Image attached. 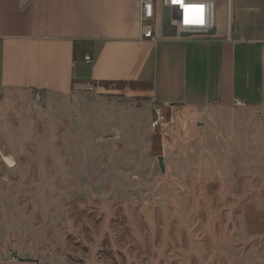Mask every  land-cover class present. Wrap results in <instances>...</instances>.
I'll use <instances>...</instances> for the list:
<instances>
[{
  "label": "rangeland",
  "instance_id": "374dc122",
  "mask_svg": "<svg viewBox=\"0 0 264 264\" xmlns=\"http://www.w3.org/2000/svg\"><path fill=\"white\" fill-rule=\"evenodd\" d=\"M229 14L216 0L218 28ZM91 83L0 92V261L264 264V110Z\"/></svg>",
  "mask_w": 264,
  "mask_h": 264
},
{
  "label": "crops",
  "instance_id": "0c3cea01",
  "mask_svg": "<svg viewBox=\"0 0 264 264\" xmlns=\"http://www.w3.org/2000/svg\"><path fill=\"white\" fill-rule=\"evenodd\" d=\"M215 29L164 37L160 28L151 41L140 0H0V92L145 81L152 86L141 93L167 106L264 110V0H230L228 26Z\"/></svg>",
  "mask_w": 264,
  "mask_h": 264
},
{
  "label": "built area",
  "instance_id": "2783aa9c",
  "mask_svg": "<svg viewBox=\"0 0 264 264\" xmlns=\"http://www.w3.org/2000/svg\"><path fill=\"white\" fill-rule=\"evenodd\" d=\"M169 6L173 15L171 23L175 24L178 34L181 32L192 35L210 36L209 33L216 28V0H140V19L143 38L151 41L157 40L156 18L158 11H161V22L163 7ZM193 20L202 22H192ZM85 61L91 63L93 57L90 54L85 55ZM94 89V87H90ZM37 97L41 95L38 92ZM236 106H246L243 101H236ZM167 122L161 108H155L152 118L153 127L163 126Z\"/></svg>",
  "mask_w": 264,
  "mask_h": 264
},
{
  "label": "water",
  "instance_id": "95a60500",
  "mask_svg": "<svg viewBox=\"0 0 264 264\" xmlns=\"http://www.w3.org/2000/svg\"><path fill=\"white\" fill-rule=\"evenodd\" d=\"M173 11L169 6L163 7L162 22H161V33L164 37H190L192 34L181 32L178 34V29L175 24L171 23V17ZM216 29L214 28L209 35L215 34Z\"/></svg>",
  "mask_w": 264,
  "mask_h": 264
},
{
  "label": "trees",
  "instance_id": "16d2710c",
  "mask_svg": "<svg viewBox=\"0 0 264 264\" xmlns=\"http://www.w3.org/2000/svg\"><path fill=\"white\" fill-rule=\"evenodd\" d=\"M124 81H119V82H115V83H123ZM130 83H134V82H139V83H144V84H147L149 88H151L152 84L151 83H148V82H145V81H129ZM107 83V82H106ZM108 83H114L112 81H108Z\"/></svg>",
  "mask_w": 264,
  "mask_h": 264
},
{
  "label": "snow or ice",
  "instance_id": "6c2138e0",
  "mask_svg": "<svg viewBox=\"0 0 264 264\" xmlns=\"http://www.w3.org/2000/svg\"><path fill=\"white\" fill-rule=\"evenodd\" d=\"M192 22H202V21L193 20Z\"/></svg>",
  "mask_w": 264,
  "mask_h": 264
}]
</instances>
